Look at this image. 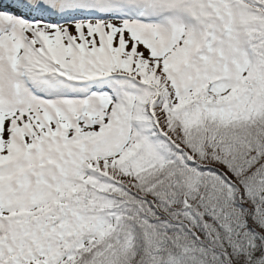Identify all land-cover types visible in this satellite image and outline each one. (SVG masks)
Instances as JSON below:
<instances>
[{"label":"trees","instance_id":"1","mask_svg":"<svg viewBox=\"0 0 264 264\" xmlns=\"http://www.w3.org/2000/svg\"><path fill=\"white\" fill-rule=\"evenodd\" d=\"M219 3L228 15L242 8L253 54L238 103L210 85L176 108L175 82L160 69L140 111L142 145L124 162L100 165L68 199L59 187L71 190L70 173L84 176L69 167L83 157L76 145L63 161L45 159L38 172L6 180L0 213L12 216L0 219L2 264H66L74 252L73 264H264V0ZM43 188L59 195L47 213L37 206ZM51 215L55 237L46 231ZM109 220L116 226L106 230Z\"/></svg>","mask_w":264,"mask_h":264},{"label":"rangeland","instance_id":"2","mask_svg":"<svg viewBox=\"0 0 264 264\" xmlns=\"http://www.w3.org/2000/svg\"><path fill=\"white\" fill-rule=\"evenodd\" d=\"M25 1L47 17L0 8V190L28 167L38 172L45 159L63 161L72 143L83 157L69 167L82 169L86 181L100 165L124 162L142 145L147 82L156 81L162 68L177 83L176 108L193 104L196 89L209 85L218 98L237 104L232 97L252 73V50L239 24L242 8L225 14L220 0ZM64 71L72 77L67 84ZM67 181L69 192L67 184L59 187L66 188V199L84 182L72 173ZM38 193V212L47 213L59 195L46 188ZM46 222L55 237L58 218ZM115 224L107 221L106 230ZM76 259L74 252L64 263Z\"/></svg>","mask_w":264,"mask_h":264}]
</instances>
